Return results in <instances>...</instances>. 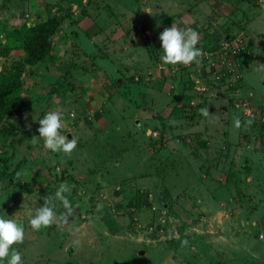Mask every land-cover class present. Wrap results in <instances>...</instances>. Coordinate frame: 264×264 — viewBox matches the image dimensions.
<instances>
[{
    "label": "rangeland",
    "instance_id": "1",
    "mask_svg": "<svg viewBox=\"0 0 264 264\" xmlns=\"http://www.w3.org/2000/svg\"><path fill=\"white\" fill-rule=\"evenodd\" d=\"M261 6L0 0V45L12 26L57 22L49 59L24 64L15 49L0 57V69L16 60L28 71L0 119V216L24 225V242L13 245L23 264H264V135L252 117L264 107ZM172 24L198 31L213 58L229 43L224 81L207 78L203 57L161 61L159 33ZM194 78L207 85L200 94ZM49 111L62 113L61 134L78 138L71 155L32 142ZM29 124L31 138L20 139ZM64 181L77 208L70 223L32 230L28 217ZM56 211H64L58 201Z\"/></svg>",
    "mask_w": 264,
    "mask_h": 264
},
{
    "label": "clouds",
    "instance_id": "2",
    "mask_svg": "<svg viewBox=\"0 0 264 264\" xmlns=\"http://www.w3.org/2000/svg\"><path fill=\"white\" fill-rule=\"evenodd\" d=\"M161 41L162 55L161 61L165 65L183 64L188 66L192 63H199L204 52L200 43V34L191 27L179 28L175 24L165 27L159 33ZM264 67V64H260ZM201 116L208 118L210 112L208 107L198 109ZM39 127L37 129L39 136H33L32 142L38 143L43 141V145L51 152H62L65 155H71L76 149L78 138L72 136L69 138L61 134L60 129L63 128L62 113L59 111H49L43 118L38 120ZM251 125L252 120L244 122ZM233 125L240 128L242 121L239 115L233 116ZM29 129L31 125H28ZM19 175V174H18ZM71 188L67 181L61 182L57 187L54 195H46L43 197V204L36 207L34 214L28 217V224L34 231H40L42 228H49L55 225L58 229L63 230L71 221L75 214V208L65 193H70ZM57 201L62 205L63 213L56 211ZM98 209L102 208V204H97ZM25 237L24 225L11 216H0V264H23L21 253L13 247L14 244L23 243ZM186 244L187 241H183ZM80 241H73V245H79Z\"/></svg>",
    "mask_w": 264,
    "mask_h": 264
},
{
    "label": "trees",
    "instance_id": "3",
    "mask_svg": "<svg viewBox=\"0 0 264 264\" xmlns=\"http://www.w3.org/2000/svg\"><path fill=\"white\" fill-rule=\"evenodd\" d=\"M56 30L57 22L54 18H46L31 25L22 24L18 28L12 26L7 32L9 38L6 39V44L3 42L0 45V57L7 59L11 49H15V52L20 53L24 64L32 65L45 58L49 59L51 57L50 37ZM13 40V47L10 48L9 43ZM27 72L16 60L11 61L8 67L0 69V119L13 112L15 97L22 90V77ZM259 129L264 135V126L260 125ZM33 131L28 129L20 136V139H30ZM4 134L5 128L0 126V138ZM23 189L24 185L18 184L16 191L21 192Z\"/></svg>",
    "mask_w": 264,
    "mask_h": 264
},
{
    "label": "built area",
    "instance_id": "4",
    "mask_svg": "<svg viewBox=\"0 0 264 264\" xmlns=\"http://www.w3.org/2000/svg\"><path fill=\"white\" fill-rule=\"evenodd\" d=\"M258 1L260 5L262 4V6H264V0H258ZM229 46H230L229 43H225V45L219 48V50L216 52L217 54L216 58L211 57V55L213 54L212 51H208V52L203 51L204 52L203 58L206 60L205 61V65H206L205 71L208 74L207 78L211 79V81L214 83H219L221 80L224 81L223 75L232 72V68L229 66H226L229 64V62L227 61L226 55L224 54L225 50L231 49L229 48ZM237 48H240V47L236 46L232 48V52H234ZM193 81H194L193 83H194L195 90L198 93L205 91V89L207 88L206 87L207 85L200 84L198 79L194 78ZM235 105L237 106V104ZM241 106H242L243 114H248L250 112L245 102H243ZM254 113L255 114L252 117H255L257 123H259L260 125H264V107L260 108Z\"/></svg>",
    "mask_w": 264,
    "mask_h": 264
},
{
    "label": "crops",
    "instance_id": "5",
    "mask_svg": "<svg viewBox=\"0 0 264 264\" xmlns=\"http://www.w3.org/2000/svg\"><path fill=\"white\" fill-rule=\"evenodd\" d=\"M179 6H183V5H179ZM261 7L264 8V6ZM260 38L264 39V34L262 32L260 33Z\"/></svg>",
    "mask_w": 264,
    "mask_h": 264
},
{
    "label": "water",
    "instance_id": "6",
    "mask_svg": "<svg viewBox=\"0 0 264 264\" xmlns=\"http://www.w3.org/2000/svg\"><path fill=\"white\" fill-rule=\"evenodd\" d=\"M76 209H77V208H75V213H76ZM73 216H74V215H73ZM71 219H72V218H71ZM69 249H70V248H69Z\"/></svg>",
    "mask_w": 264,
    "mask_h": 264
}]
</instances>
